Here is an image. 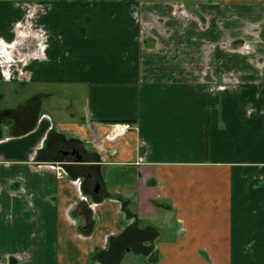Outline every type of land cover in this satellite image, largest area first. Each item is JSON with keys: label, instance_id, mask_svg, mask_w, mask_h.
Wrapping results in <instances>:
<instances>
[{"label": "crops", "instance_id": "crops-1", "mask_svg": "<svg viewBox=\"0 0 264 264\" xmlns=\"http://www.w3.org/2000/svg\"><path fill=\"white\" fill-rule=\"evenodd\" d=\"M43 6L0 0L2 45L34 48L12 69L34 91L0 120V264H116L139 242L144 264H264V0ZM113 122L132 128L105 143ZM106 170L125 193L89 190Z\"/></svg>", "mask_w": 264, "mask_h": 264}, {"label": "rangeland", "instance_id": "rangeland-1", "mask_svg": "<svg viewBox=\"0 0 264 264\" xmlns=\"http://www.w3.org/2000/svg\"><path fill=\"white\" fill-rule=\"evenodd\" d=\"M12 1V0H9ZM19 3H22V7H24V17L26 19H28L29 21L33 18V16L36 15L35 11L37 10H42L45 6H43V3H45L46 1H52V0H16ZM44 1V2H43ZM145 1H152V2H163V1H168V0H145ZM175 1V0H173ZM186 3L192 2L193 0H183ZM197 1H205V0H197ZM41 3V5L37 4V3ZM36 7V8H35ZM48 10H46L45 12H47ZM43 14V13H41ZM40 14V15H41ZM39 15V16H40ZM31 26L29 25L28 30H24V32L26 33H30L33 34L34 30L31 29ZM1 40V38H0ZM32 41L27 40L25 43L24 42H19L16 43L13 46H7V45H2L1 41H0V120H4L6 119L3 115V111L6 107L13 105L12 107H14L15 105L21 103L24 99H26V97L28 96V93H32L34 91V89L32 88V84L27 85L26 89H21L19 91V89H17L16 91H13V88L17 85V83L20 81L17 80H6L4 75H5V71L8 70V72H11V76L12 77H16L15 72L12 73V69H14L15 71L18 69V67L24 65L25 63H27L28 59H30V57L32 56V50L34 48H32ZM18 50H24V57H19L18 56ZM30 51V52H29ZM11 70V71H10ZM49 89V88H46ZM33 90V91H32ZM29 93V94H30ZM27 117L26 121L21 123L22 125L24 124H29L31 118L34 117V115L32 113H30V111H28L27 113H25ZM17 119H19V116H17ZM71 148V147H69ZM67 147H62L61 150H67L69 149ZM59 148L57 149V153L56 156L58 159H69L72 160V156L70 155H66V151H61ZM65 153V154H63ZM60 166L64 167V163L60 162ZM61 167V168H62ZM64 169V168H62ZM103 174V173H102ZM107 174H111L110 171H104V175L103 178H101V175L99 173H96L95 175L98 177V183L100 185H102L103 187H105V184L109 187L110 190H114L115 189H119L120 191H122L123 193H125V189L126 188H121V187H117V185H115L113 182H111V179H122L123 181L125 179H127L128 175L127 174H118V172H114L111 177L110 175L106 177ZM105 176V177H104ZM106 178V179H105ZM95 178L92 177V180L90 182V185H92L94 183ZM100 179V180H99ZM115 186V187H114ZM92 187L89 186V190L91 191ZM95 190L93 189L94 192ZM122 193V194H123ZM138 239L140 238V235L138 233ZM140 243V242H139ZM139 243H137V247L136 248H132V249H125V248H118L117 250H115V257L113 259V261L116 264H144L143 263V253H147V252H151V248H149V250H144V249H139ZM148 249V248H147ZM141 252V253H140ZM143 252V253H142Z\"/></svg>", "mask_w": 264, "mask_h": 264}, {"label": "built area", "instance_id": "built-area-1", "mask_svg": "<svg viewBox=\"0 0 264 264\" xmlns=\"http://www.w3.org/2000/svg\"><path fill=\"white\" fill-rule=\"evenodd\" d=\"M10 73L11 72H8V70L5 71L4 77L6 80H9L10 78H12ZM130 128H132V124L129 122H113V123H111L109 125V128H108L105 136H104L105 143L106 142L111 143V142L117 140L118 138L125 135ZM64 174H66V171L64 169H62L60 166H58L57 175L59 177H62Z\"/></svg>", "mask_w": 264, "mask_h": 264}, {"label": "flooded vegetation", "instance_id": "flooded-vegetation-1", "mask_svg": "<svg viewBox=\"0 0 264 264\" xmlns=\"http://www.w3.org/2000/svg\"><path fill=\"white\" fill-rule=\"evenodd\" d=\"M77 149L78 151H79V153L81 154V152H80V150L77 148V147H71V148H69V149H67V150H61V151H66V155H70V156H72V158L73 159H75V154H72L71 153V151H72V149ZM63 154H65V153H63ZM82 155V154H81ZM82 159H83V156H82ZM76 160V159H75ZM95 181H94V183L91 185V187H92V189H96V186H97V184H98V182H97V180L96 179H94Z\"/></svg>", "mask_w": 264, "mask_h": 264}, {"label": "water", "instance_id": "water-1", "mask_svg": "<svg viewBox=\"0 0 264 264\" xmlns=\"http://www.w3.org/2000/svg\"><path fill=\"white\" fill-rule=\"evenodd\" d=\"M71 153L72 154H75V159L77 160V161H80V160H82V155L79 153V151L77 150V149H72V151H71ZM99 185L97 184V186H96V189L95 190H97Z\"/></svg>", "mask_w": 264, "mask_h": 264}, {"label": "trees", "instance_id": "trees-1", "mask_svg": "<svg viewBox=\"0 0 264 264\" xmlns=\"http://www.w3.org/2000/svg\"><path fill=\"white\" fill-rule=\"evenodd\" d=\"M68 173L70 174V172H68ZM70 175H71V174H70ZM79 175H80V174H79ZM79 175H78V176H79ZM75 177H77V176H75ZM80 177H81V176H80ZM83 177H84V176H83ZM81 178H82V177H81ZM82 181H83V180H82ZM84 191H85V190L82 189V192H83V193H84ZM85 193H86V192H85ZM89 193H90V192H89ZM91 194H92V193H91Z\"/></svg>", "mask_w": 264, "mask_h": 264}]
</instances>
